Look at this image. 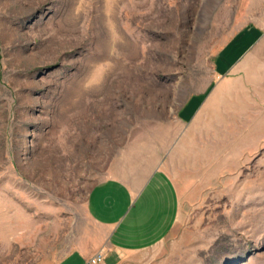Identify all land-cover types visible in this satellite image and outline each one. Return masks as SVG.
Masks as SVG:
<instances>
[{"label":"rangeland","instance_id":"374dc122","mask_svg":"<svg viewBox=\"0 0 264 264\" xmlns=\"http://www.w3.org/2000/svg\"><path fill=\"white\" fill-rule=\"evenodd\" d=\"M248 23L264 0H0V264L96 249L91 188L199 93L178 224L121 264H264V39L215 79Z\"/></svg>","mask_w":264,"mask_h":264},{"label":"crops","instance_id":"0c3cea01","mask_svg":"<svg viewBox=\"0 0 264 264\" xmlns=\"http://www.w3.org/2000/svg\"><path fill=\"white\" fill-rule=\"evenodd\" d=\"M263 39V25L248 23L240 28L228 39L216 59L215 79L223 81L237 62ZM255 63L258 64L256 61L252 64ZM251 69V65L245 67L246 76ZM258 81L262 83L257 87L264 89V77H258ZM201 98L199 93L186 103L175 121L177 128L163 126L164 134L160 139L163 136L166 139L162 145L157 148L143 143V160L137 158L132 162L125 155L111 159L107 177L91 188L86 200V211L92 222L103 230L97 248L75 249L61 260H40L36 264H87L99 251L105 254L100 264H121L127 257L166 240L178 224L182 203L171 169L186 166L190 154L198 151L187 125L199 112Z\"/></svg>","mask_w":264,"mask_h":264},{"label":"built area","instance_id":"2783aa9c","mask_svg":"<svg viewBox=\"0 0 264 264\" xmlns=\"http://www.w3.org/2000/svg\"><path fill=\"white\" fill-rule=\"evenodd\" d=\"M105 257L104 252L99 251L95 255L93 254L87 261V264H100Z\"/></svg>","mask_w":264,"mask_h":264}]
</instances>
